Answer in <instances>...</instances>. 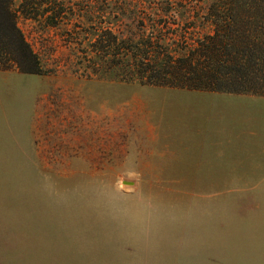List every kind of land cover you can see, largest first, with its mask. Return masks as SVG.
Listing matches in <instances>:
<instances>
[{"label": "rangeland", "instance_id": "obj_1", "mask_svg": "<svg viewBox=\"0 0 264 264\" xmlns=\"http://www.w3.org/2000/svg\"><path fill=\"white\" fill-rule=\"evenodd\" d=\"M55 1L53 25L17 16L41 74L0 70V264H264L249 133L209 139L176 111L191 93L124 83L96 51H174L210 33L180 7L205 0ZM138 162L163 179H134Z\"/></svg>", "mask_w": 264, "mask_h": 264}, {"label": "trees", "instance_id": "obj_2", "mask_svg": "<svg viewBox=\"0 0 264 264\" xmlns=\"http://www.w3.org/2000/svg\"><path fill=\"white\" fill-rule=\"evenodd\" d=\"M13 1L0 0V70L39 75V60L18 28L17 16L44 18L53 25L61 12L55 10V0L47 4L20 0L16 11ZM180 7L200 17L210 33L185 41L174 51L152 38L143 43H117L114 38L96 51L111 57L124 83L264 96V0H205L202 7L192 3Z\"/></svg>", "mask_w": 264, "mask_h": 264}, {"label": "crops", "instance_id": "obj_3", "mask_svg": "<svg viewBox=\"0 0 264 264\" xmlns=\"http://www.w3.org/2000/svg\"><path fill=\"white\" fill-rule=\"evenodd\" d=\"M188 92L195 100L186 104L187 106L180 105L176 111L190 112L189 120H195L197 126L198 122L201 121L206 126L204 129L208 130L207 137L211 140L231 136L236 139L240 137L236 133L245 134L248 132L251 145L244 153L256 161V169L261 171L263 176L257 178L241 177L240 179L264 180V96ZM146 109L145 112H149ZM145 126L150 131L149 133H152L153 128L146 123V120ZM219 134L223 137H219ZM134 156L135 154L130 152L129 157L133 158ZM129 171L135 175L134 179H163L159 176L156 166L149 162H145L144 166L138 162Z\"/></svg>", "mask_w": 264, "mask_h": 264}]
</instances>
